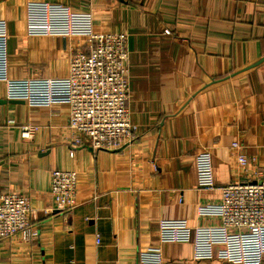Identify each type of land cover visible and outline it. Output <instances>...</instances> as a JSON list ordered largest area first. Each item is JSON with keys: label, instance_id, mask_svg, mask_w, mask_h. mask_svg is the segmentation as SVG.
<instances>
[{"label": "crops", "instance_id": "1", "mask_svg": "<svg viewBox=\"0 0 264 264\" xmlns=\"http://www.w3.org/2000/svg\"><path fill=\"white\" fill-rule=\"evenodd\" d=\"M92 33L128 37L135 139L74 148L69 105L8 100L0 81V193L29 199L38 232L1 240L0 264H241L220 202L264 167V0H0L9 80L67 78ZM55 170L78 174L70 212Z\"/></svg>", "mask_w": 264, "mask_h": 264}, {"label": "built area", "instance_id": "2", "mask_svg": "<svg viewBox=\"0 0 264 264\" xmlns=\"http://www.w3.org/2000/svg\"><path fill=\"white\" fill-rule=\"evenodd\" d=\"M170 33V31H167ZM126 34L92 33L88 49L72 50L69 75L65 79L9 80L5 70L6 39L0 37V81L7 84L8 100H23L34 106L69 105L68 128L76 135L74 148L117 151L135 139L129 100V55ZM35 126L22 127V136L31 139ZM238 164L247 170L250 161L242 146L234 143ZM255 164V161H253ZM78 174L55 170L51 195L56 209L72 211L77 205ZM221 227L236 232L240 241L241 264H262L264 257V167L247 174L238 183L222 188ZM29 199L17 193H0V241L38 239L31 221Z\"/></svg>", "mask_w": 264, "mask_h": 264}, {"label": "water", "instance_id": "3", "mask_svg": "<svg viewBox=\"0 0 264 264\" xmlns=\"http://www.w3.org/2000/svg\"><path fill=\"white\" fill-rule=\"evenodd\" d=\"M262 62H264V58H263V59H261V61H259L258 63H256V64H255V65H253V66H257V65L261 64Z\"/></svg>", "mask_w": 264, "mask_h": 264}]
</instances>
